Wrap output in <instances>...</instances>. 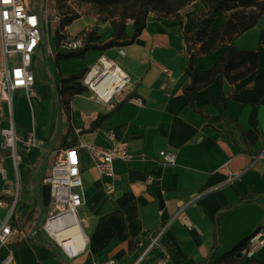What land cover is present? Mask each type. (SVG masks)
Instances as JSON below:
<instances>
[{"label":"crops","instance_id":"1","mask_svg":"<svg viewBox=\"0 0 264 264\" xmlns=\"http://www.w3.org/2000/svg\"><path fill=\"white\" fill-rule=\"evenodd\" d=\"M207 9L205 0H194L178 16L152 17L130 45L90 50L85 57L57 59L43 50L42 56L35 57L34 93L18 90L13 94V119L21 139L34 131L46 146L27 151L19 141L21 159L16 166L11 150L1 148L0 133V155L7 168L6 177L0 175V190L11 189L5 195L8 204L0 206V225L11 213L16 197L17 202L30 205L36 217L41 199L45 212L33 236L30 232L37 219L26 218L22 225L20 215L15 214V224L28 236L3 247L0 259L13 250L20 264H107L111 260L115 264H202L212 252L218 221L221 242L210 261L213 264L240 244L247 245L256 231L264 232V156L260 157L264 152V11L232 41L240 50L261 51L258 69L230 82L224 74L225 64H221L211 82L196 87L195 105L201 114L190 107L183 91L191 82L184 35L195 30V19ZM92 20L94 23L83 18L73 22L83 23L81 31L88 32L89 26L98 29L102 42L110 40L111 24H98L96 17ZM225 20V13L218 14L212 29L221 28ZM72 24L67 26L69 33ZM127 30L133 33L132 21H128ZM51 36L56 40L54 30ZM120 47L125 55L119 53ZM224 49L199 56L197 68L213 69ZM102 54L117 61L131 76L132 87L124 102L109 111L84 92L71 99L69 110L61 108L57 91L61 77L90 67ZM249 67L248 62H241L232 66L231 73L237 75ZM108 113L99 127L90 130L99 115ZM9 116L4 104L0 131L8 125ZM77 127L83 128L80 134ZM111 130L116 141L126 143L131 158L115 161V190L109 193L108 178L97 171L80 144L109 147L113 144L108 137ZM73 145L79 146L81 156L85 204L78 215L86 244L70 258L41 227L52 212L51 189L45 182L52 167V151ZM162 150L176 155L174 165L163 163ZM228 169L239 176L227 181ZM249 191L263 196L220 216L223 207ZM184 205L194 226L174 219L148 250L160 229ZM247 260L264 264V246L243 263Z\"/></svg>","mask_w":264,"mask_h":264},{"label":"built area","instance_id":"2","mask_svg":"<svg viewBox=\"0 0 264 264\" xmlns=\"http://www.w3.org/2000/svg\"><path fill=\"white\" fill-rule=\"evenodd\" d=\"M54 0H44V11H37L31 0H0V117L4 112V104L8 105L10 116L8 125L1 129L2 149L11 150L16 166L21 159L17 143L21 141L24 150L32 148H44L46 141L40 138L34 131L26 138L21 139L17 132L13 119V94L18 90H25L29 94L34 93L35 74L32 69L33 61L39 50L45 47L46 53L57 58L60 54H72L80 51L86 41V33L72 35L67 31V26L62 25L63 16L52 9ZM56 25V31L62 36L52 46L46 44V25ZM119 53L125 55L124 47L119 48ZM82 83L91 97L103 103L109 111L116 109L126 99L128 91L132 87L131 76L115 60L105 54L90 67L87 68L82 78ZM82 127H77L76 132L81 133ZM108 137L113 141L109 147L95 143H81L89 153L97 171L108 178L106 189L109 193L115 190V169L114 164L118 159L131 158V152L126 143L115 140V134L111 130ZM77 145L58 148L52 151V167L45 182L51 189L50 216L42 224L44 231L70 258L78 253H71L58 241L54 230L49 227L50 220L66 214L78 219V210L85 204L84 181L81 172V156ZM163 163L174 165L176 155L172 152L162 150L159 152ZM264 156V152L260 157ZM227 181H233L240 173H234L228 169ZM0 175L6 177L7 168L5 158L0 155ZM11 189L0 190V206H6L8 201L4 198L10 194ZM12 211L0 225V251L3 247L10 245L19 237H27V233L14 222V209L17 205V197L11 202ZM187 205L180 207L173 215L167 225L160 229L153 239L148 250L156 245L168 224L174 219H181L188 227L193 223L186 212ZM38 232V231H37ZM264 246V232L256 231L247 241L242 249L246 258H253L257 251ZM0 264H20L13 250H9L0 259ZM107 264H115L111 260Z\"/></svg>","mask_w":264,"mask_h":264},{"label":"trees","instance_id":"3","mask_svg":"<svg viewBox=\"0 0 264 264\" xmlns=\"http://www.w3.org/2000/svg\"><path fill=\"white\" fill-rule=\"evenodd\" d=\"M84 4H91L94 8L98 24L109 22L113 32L110 40L102 42L98 29H93L86 33L84 47L72 54H60L57 59H68L72 57H85L90 50H107L116 46H126L135 42L142 31L146 28L152 17H174L178 16L180 11L188 6L194 0H78ZM208 5L207 11L195 19L196 28L192 33L184 35L186 41V52L189 60L186 72L191 78V82L183 88L184 93L189 98L190 107L203 114V111L195 105L196 87L211 82L221 64H225L224 74L230 82H236L243 76L255 71L260 65V50H240L236 48L232 41L240 36L245 30L252 27L257 20L260 12L264 11V0H205ZM220 13L226 14V20L219 29H212L216 17ZM79 16H70L62 21L63 26L70 25ZM128 21H132L133 33L129 34L127 30ZM61 35L56 33V40L61 39ZM224 46V53L220 63L211 70H200L197 68V60L201 55L212 54L220 47ZM241 62H248L250 67L237 75L231 73V68ZM87 68L78 73L61 77V85L57 88L58 102L61 108L70 109L71 99L87 91L82 83V78ZM110 116L101 114L91 124L90 130L99 127L104 120ZM262 193L249 191L242 195L239 201L234 204L223 207L220 210V216L224 211L230 210L240 204L262 197ZM5 198V197H4ZM21 217V223L24 220H36L35 211L30 205L18 201L15 207V214ZM219 216V217H220ZM218 217V220H219ZM214 246L208 260L202 264H210L215 250L221 242V233L219 222L216 221L214 229ZM31 239H33L31 237ZM246 243L240 244L235 250L217 259L213 264H261L257 260H247L243 263L245 256L237 257ZM56 254L59 255L55 249ZM66 264H68L66 262Z\"/></svg>","mask_w":264,"mask_h":264},{"label":"rangeland","instance_id":"4","mask_svg":"<svg viewBox=\"0 0 264 264\" xmlns=\"http://www.w3.org/2000/svg\"><path fill=\"white\" fill-rule=\"evenodd\" d=\"M31 2L33 3V5L35 4L34 6L37 9V11H44V0H31ZM54 3L55 4L52 7V9L56 11V13H59L63 16L62 21L70 16H79V18H83L85 20L90 21L91 23H94L92 19L95 18L96 16L94 13V8L91 4H84L79 2L78 0H54ZM56 28L57 27L55 24L46 25L45 30L47 31L48 29V32L46 33V44L55 43L56 40L51 35L53 34V30H54L56 36L57 33V31L55 30ZM82 29H83V23L80 21L73 22V24L70 27V31L72 35L83 33L84 31H81ZM93 29L94 28L89 26L88 31H91ZM42 49L45 53V47ZM37 54L39 56H42V50L40 49ZM34 67H36V63ZM39 210H40V205L38 207V211Z\"/></svg>","mask_w":264,"mask_h":264},{"label":"bare ground","instance_id":"5","mask_svg":"<svg viewBox=\"0 0 264 264\" xmlns=\"http://www.w3.org/2000/svg\"><path fill=\"white\" fill-rule=\"evenodd\" d=\"M49 227L54 230L58 241L71 253L76 254L84 248L86 238L79 215L78 219L69 214L57 217L50 220Z\"/></svg>","mask_w":264,"mask_h":264},{"label":"water","instance_id":"6","mask_svg":"<svg viewBox=\"0 0 264 264\" xmlns=\"http://www.w3.org/2000/svg\"><path fill=\"white\" fill-rule=\"evenodd\" d=\"M39 205H40V212H39V215L37 217V220H36L32 230L30 232V236H33L37 233V231H38V229L42 223V220H43L45 209H44V204H43L41 199L39 200ZM242 256H243L242 252L237 253V257H242Z\"/></svg>","mask_w":264,"mask_h":264}]
</instances>
